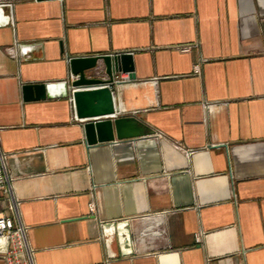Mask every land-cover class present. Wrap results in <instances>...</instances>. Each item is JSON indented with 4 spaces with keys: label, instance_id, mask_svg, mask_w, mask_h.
<instances>
[{
    "label": "crops",
    "instance_id": "obj_1",
    "mask_svg": "<svg viewBox=\"0 0 264 264\" xmlns=\"http://www.w3.org/2000/svg\"><path fill=\"white\" fill-rule=\"evenodd\" d=\"M0 10V148L35 264H264V0ZM124 53L135 78L111 90L139 138L88 146L69 87L22 99L23 84L69 85L72 58ZM85 77L107 79L103 62ZM124 221L129 245L103 228Z\"/></svg>",
    "mask_w": 264,
    "mask_h": 264
},
{
    "label": "water",
    "instance_id": "obj_2",
    "mask_svg": "<svg viewBox=\"0 0 264 264\" xmlns=\"http://www.w3.org/2000/svg\"><path fill=\"white\" fill-rule=\"evenodd\" d=\"M42 1V0H36ZM0 10V24H2ZM23 47L20 49L23 55ZM132 56L124 53L116 56L75 57L69 62L70 72L77 77L70 81L60 83H29L21 86L24 102L39 101L52 98H65L68 96V87L73 101L75 118L81 122L85 142L88 146L110 143L116 140L139 138L144 135V128L131 116L116 115L118 109L111 88L114 86L115 76L119 73H128L133 80ZM102 61L106 68L107 79H87L85 72L97 66ZM128 222L104 225V229L113 228L118 237L129 245L131 238L128 234H121L122 228L128 227ZM120 233V234H119ZM122 253V252H121ZM123 254V253H122ZM130 255V253H124Z\"/></svg>",
    "mask_w": 264,
    "mask_h": 264
},
{
    "label": "built area",
    "instance_id": "obj_3",
    "mask_svg": "<svg viewBox=\"0 0 264 264\" xmlns=\"http://www.w3.org/2000/svg\"><path fill=\"white\" fill-rule=\"evenodd\" d=\"M11 8L10 4H7ZM190 46L181 48L188 52ZM199 67H195V74H199ZM72 105L73 101L71 100ZM6 155L0 148V195L5 196V211L0 212V259L4 264H35L34 252L31 249L27 228L23 224L19 212V205L12 192V180L7 171ZM90 212L94 208L90 207ZM196 243L201 242L200 236L195 237Z\"/></svg>",
    "mask_w": 264,
    "mask_h": 264
},
{
    "label": "rangeland",
    "instance_id": "obj_4",
    "mask_svg": "<svg viewBox=\"0 0 264 264\" xmlns=\"http://www.w3.org/2000/svg\"><path fill=\"white\" fill-rule=\"evenodd\" d=\"M0 200L5 201V196L0 195Z\"/></svg>",
    "mask_w": 264,
    "mask_h": 264
}]
</instances>
